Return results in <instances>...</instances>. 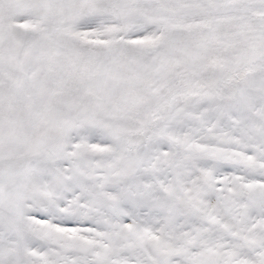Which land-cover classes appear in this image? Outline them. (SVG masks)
Instances as JSON below:
<instances>
[{
	"label": "snow or ice",
	"instance_id": "1",
	"mask_svg": "<svg viewBox=\"0 0 264 264\" xmlns=\"http://www.w3.org/2000/svg\"><path fill=\"white\" fill-rule=\"evenodd\" d=\"M0 264H264V0H0Z\"/></svg>",
	"mask_w": 264,
	"mask_h": 264
}]
</instances>
